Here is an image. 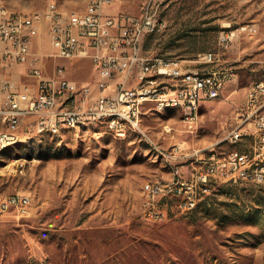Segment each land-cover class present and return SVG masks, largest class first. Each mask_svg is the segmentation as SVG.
<instances>
[{"label": "rangeland", "instance_id": "374dc122", "mask_svg": "<svg viewBox=\"0 0 264 264\" xmlns=\"http://www.w3.org/2000/svg\"><path fill=\"white\" fill-rule=\"evenodd\" d=\"M1 1L21 13L52 2L64 12L83 11L87 3ZM147 7L166 27L142 40L146 57L177 58L187 69L228 75L221 98L205 101L193 126L181 110L160 112L148 104L143 128L165 149L186 142L223 155L240 148L225 137L238 123L249 87L264 80V0H117L104 12L140 16ZM248 24L255 33L240 35L231 48L219 45L222 30ZM36 46L50 51L46 30ZM208 52L222 61L204 63ZM45 64L47 74L64 66L78 83L99 79L87 58H46ZM20 133L0 149V195H30L32 213L0 218V264H264V185L213 184L193 212L157 222L145 216L142 188L171 168L137 132L119 136L97 123L51 135Z\"/></svg>", "mask_w": 264, "mask_h": 264}, {"label": "built area", "instance_id": "2783aa9c", "mask_svg": "<svg viewBox=\"0 0 264 264\" xmlns=\"http://www.w3.org/2000/svg\"><path fill=\"white\" fill-rule=\"evenodd\" d=\"M116 1L87 0L83 11L71 12L52 2L30 13L6 10L0 2V145L21 138L23 128L51 135L59 133L60 126L77 129L76 121L92 125L105 116L104 124L118 128L119 136L132 131L151 140L171 168L170 178L148 180L142 188L145 216L157 222L193 212L213 184L264 185V80L249 87L238 123L225 137L240 148L223 155L190 148L186 142L163 148L142 126L146 105L177 103L182 120L193 126L204 102L221 98L228 73L187 69L177 58L146 57L142 40L163 30L165 20L149 7L140 16L104 12ZM45 30L51 51L40 54L36 39ZM255 32L250 24L227 28L218 43L231 48L240 35ZM46 58L90 59L99 79L94 85L75 82L57 64L47 74ZM202 61L222 60L208 52ZM19 67L23 72H17ZM31 213L30 195H0V218Z\"/></svg>", "mask_w": 264, "mask_h": 264}, {"label": "bare ground", "instance_id": "6f19581e", "mask_svg": "<svg viewBox=\"0 0 264 264\" xmlns=\"http://www.w3.org/2000/svg\"><path fill=\"white\" fill-rule=\"evenodd\" d=\"M0 2L2 3V7L3 8H6V10H9L8 7L4 4V2H2L1 0H0ZM69 12H71V11H69ZM156 108L160 112H162V111H164L166 109L181 110V108H179L177 106V103H162L159 106H157ZM98 123H105V116H98ZM89 125H91V121H76V128H82V127H86V126H89ZM64 127H67V126H60L59 127V131L62 128H64ZM109 129L114 131V132H116V134L118 135V128H109ZM168 130L171 131V129H168ZM51 134H55V133H51ZM18 139L19 138L9 140L8 142H4L3 144L0 145V149L6 147L7 145H10V144H13V143L17 142ZM146 140L152 146V148L158 152V149L153 147V142L151 140H149V139H146Z\"/></svg>", "mask_w": 264, "mask_h": 264}, {"label": "crops", "instance_id": "0c3cea01", "mask_svg": "<svg viewBox=\"0 0 264 264\" xmlns=\"http://www.w3.org/2000/svg\"><path fill=\"white\" fill-rule=\"evenodd\" d=\"M35 51H36L37 53H40V54H44V53L47 54L48 52L51 51V49H50V51H48V52H44V53H42V49L38 48V47L36 46V44H35ZM23 70H24V67H19L18 70H17V72H23ZM16 75L18 76V74H16ZM182 171H183V172H187V171H188L187 166H184V167L182 168ZM171 175H172V172H169V173L167 174V176L160 177V178H170Z\"/></svg>", "mask_w": 264, "mask_h": 264}]
</instances>
